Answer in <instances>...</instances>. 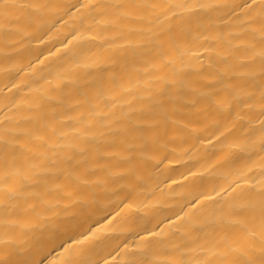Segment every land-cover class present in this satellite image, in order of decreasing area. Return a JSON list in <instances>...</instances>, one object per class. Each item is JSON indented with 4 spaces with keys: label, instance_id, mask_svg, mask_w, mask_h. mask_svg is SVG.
Returning a JSON list of instances; mask_svg holds the SVG:
<instances>
[{
    "label": "bare ground",
    "instance_id": "obj_1",
    "mask_svg": "<svg viewBox=\"0 0 264 264\" xmlns=\"http://www.w3.org/2000/svg\"><path fill=\"white\" fill-rule=\"evenodd\" d=\"M0 264H264V0H0Z\"/></svg>",
    "mask_w": 264,
    "mask_h": 264
}]
</instances>
